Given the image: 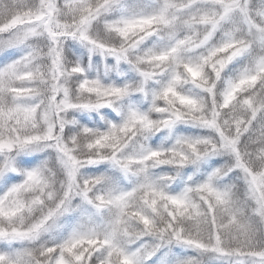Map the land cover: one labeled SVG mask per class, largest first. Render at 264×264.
Listing matches in <instances>:
<instances>
[{"label":"snow or ice","instance_id":"snow-or-ice-1","mask_svg":"<svg viewBox=\"0 0 264 264\" xmlns=\"http://www.w3.org/2000/svg\"><path fill=\"white\" fill-rule=\"evenodd\" d=\"M100 24L121 41L104 53L135 73V85L92 78L79 61L69 69L80 51L72 41L87 45ZM73 74L94 102L71 101ZM189 81L212 100L214 126L231 111L232 134L221 129L220 140L232 160L178 182L180 169L210 154L195 147L209 140L178 136L124 153L138 130L209 123L197 102L178 96ZM132 94L149 97L158 119L130 110L106 127L89 123L81 131L98 158L88 163L107 160L125 176L151 161L177 172L90 195L110 183L99 175L54 199L47 161L30 153L55 148L71 158L58 133L77 122L65 113L110 116ZM76 195L82 205L73 207ZM0 264H264V0H0Z\"/></svg>","mask_w":264,"mask_h":264},{"label":"clouds","instance_id":"clouds-1","mask_svg":"<svg viewBox=\"0 0 264 264\" xmlns=\"http://www.w3.org/2000/svg\"><path fill=\"white\" fill-rule=\"evenodd\" d=\"M68 42H65L67 45ZM80 49L76 54L75 60L69 61V69L71 65L76 61H79L81 65L88 68V73L92 78L99 76L100 79L109 83L115 80H124L126 83L135 85V73H133L126 65H121L119 70L116 68L115 59L104 53V49L109 47H119L121 41L119 36L108 31L103 24L95 27L92 35L89 38V43L83 44L79 40L72 41ZM90 49H94L90 51ZM67 58V57H66ZM87 61V64L85 62ZM111 61V63H109ZM105 66H108L111 70L105 71ZM132 77V79H129ZM79 79L73 74L68 79V87L70 90V99L73 103H89L94 102L95 97L82 95L79 91ZM178 96L190 102H197L201 108V114L204 115L209 123L206 125L192 123L191 121L181 123L176 126L171 132L165 131L163 134L156 133L153 135H145L138 130L135 137L127 143L125 147V155H131L138 153L141 148H160L163 145H171L174 143L175 138L178 136H184L192 140H209L210 144H198L196 150L201 154L209 152L210 154L199 161L197 166L191 164L187 169H180L177 181L182 182L186 175H193V173L199 170L203 171L205 167H224L230 165L232 157L223 149L220 140V130L222 129L224 135H231L232 128L230 124H225V121H231V111H221L218 117V126H214L211 121L213 119V105L212 100L208 95L201 90L200 86L192 81L183 84ZM177 107L182 110H190L189 104H180V100L173 98ZM119 108L116 111L115 108ZM130 110H136L141 113L147 114L149 117L158 119L156 114L152 111L151 100L143 94H132L118 101L113 108H109L108 112L111 115H106L103 109L97 112L92 111H74L72 113H65L64 119L75 120L77 123L75 126L66 125L58 135L61 136L65 144L72 150L70 157L65 156L62 153H58L55 148H48L40 153H30V155H37L40 157L38 163L47 161V176L50 182V191L54 194V199H58L63 195L65 187L72 183L75 191H79L85 187L84 182L89 178L103 175L110 179V183L97 185L93 193H104L110 190L113 186L123 188L126 185L133 184L138 180H142L144 175H148L151 179H155L162 175L164 172L175 174L177 170L171 167H165L163 165L155 163V161L145 162L140 165L146 169L145 173H141L139 176L133 173L137 171V166H133L132 170L127 176H125L118 168L114 167L107 160L99 163L90 164V159H97V152L89 148L93 138L86 136L82 133L81 129L87 127L88 124L94 126H107L109 122L116 123L123 121L127 118ZM115 118V119H113ZM87 121V123H85ZM159 135V139H157ZM155 141V144H153ZM215 144V151H212V145ZM187 150V149H186ZM104 156H110L111 153L105 151ZM191 155V153H190ZM72 160L77 162L74 176H70L72 171ZM213 161H219L220 163L213 165ZM73 207L82 205V201L79 195L74 196L72 200Z\"/></svg>","mask_w":264,"mask_h":264}]
</instances>
